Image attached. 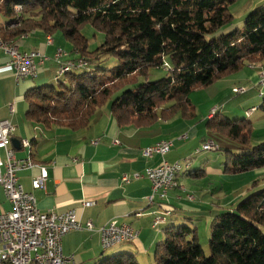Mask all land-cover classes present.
<instances>
[{"label":"trees","instance_id":"trees-1","mask_svg":"<svg viewBox=\"0 0 264 264\" xmlns=\"http://www.w3.org/2000/svg\"><path fill=\"white\" fill-rule=\"evenodd\" d=\"M235 1L0 0L5 16H14L15 7L25 16L17 29L0 32L1 41L15 42L36 30L47 35L59 32L70 42L71 53L78 55L73 60L83 63L77 70L70 69L64 75L66 81L57 86L28 90L25 117L46 128L78 131L86 129L96 110L109 103L119 126L147 127L177 115L192 120L191 92L264 60V5L248 12L241 28L227 30L233 21L229 7ZM15 21L10 19L5 27ZM88 24L103 34L102 43L92 51L81 33ZM105 57H115L117 65L81 71ZM164 64L168 66L166 75L148 81L149 69ZM136 77L145 80L127 87ZM258 108L264 112V95ZM230 119L215 109L205 123L210 132L238 145L237 154L226 151L229 156L223 173L240 175L264 169V141L251 146V122ZM189 175L197 179L204 171L194 170ZM260 180L264 182V175ZM163 231L165 237L153 254L155 264H264V186L243 197L232 210L214 217L208 256L191 225L182 223ZM99 264L138 262L133 255L121 253Z\"/></svg>","mask_w":264,"mask_h":264},{"label":"crops","instance_id":"crops-1","mask_svg":"<svg viewBox=\"0 0 264 264\" xmlns=\"http://www.w3.org/2000/svg\"><path fill=\"white\" fill-rule=\"evenodd\" d=\"M262 5L264 0H253L249 5L244 4L239 21L227 30L241 28L247 13ZM4 15L0 9V32L4 31L6 22L10 20V17ZM2 16L5 18L1 19ZM48 37L52 40L51 44L47 43ZM14 40V44H17L21 52L37 51L47 57L39 66L36 78L16 81L12 70L7 66V58L0 54V121H9L14 127L11 136L14 143L10 142V146L15 157L30 160L36 166L18 171L16 174L18 182L25 192L34 195L36 206L42 213H64L74 210L82 224L89 221L93 226V231L82 230L67 234L62 240L63 255L73 256L78 264H99L107 257L129 253L138 264H154L151 253L154 254L156 246L163 241L164 229L191 220L189 218L204 213L203 211L212 215L214 210L204 209L203 199L198 200L195 197L192 202L186 200V195H195L193 188L198 189L197 180L189 175V172L204 169L201 160L194 165L189 160L191 151L198 147L195 143L196 138L202 135V144L206 141L213 142L205 137L206 127L203 129L199 122L192 123L197 114L192 120H184L177 115L167 121L158 120L147 127L119 126L110 112L108 103L96 110L86 129L72 131L56 126L46 128L25 117L27 110L25 94L50 76V64L56 65L53 56L60 41H57L58 45L55 47L56 40L53 35L44 34L39 30L21 35ZM71 48L72 46L69 49ZM262 73L264 75V60L255 66L247 65L239 72L196 92L195 99L191 97V100L199 110L198 117L201 121L205 119L206 123L210 110L215 108L219 114L226 116L253 117V125L264 128V112L261 111L260 115L254 116L258 111L255 105L260 103L264 95V83H260ZM236 87H243L245 92L233 93L232 89ZM234 96H242L240 100L242 107H245L244 114L235 107L238 102H234L238 99L234 100ZM215 109L210 112V118L214 115ZM254 132L253 129L252 135ZM23 140L30 143L29 148L23 149L20 146ZM162 140L172 142L171 150L165 156L168 163L184 164L188 160V165L181 166V171L176 176L178 187L169 192L167 201L159 203L155 200L151 205L147 202L151 194L150 183L143 177L134 179L133 176H142L146 169L159 164V156L145 157L142 150ZM205 159L208 161L205 164L206 170H209L208 166L212 161L218 165L215 167V177L225 176L223 170L221 171L223 160L220 156L207 155ZM226 159L227 156L225 161ZM39 166L46 168L48 177L44 183V190L33 191L31 183L39 174ZM203 171V177H207V171ZM250 173L253 178L262 179L264 169ZM125 176L126 182L122 180ZM85 202H90L91 205L85 206ZM216 207V213L223 208ZM10 210L11 206L0 188V214ZM167 210L171 211L169 216L163 214ZM156 217H163L164 220L153 226ZM112 220L127 224L138 231L137 239L129 244L103 250L98 231Z\"/></svg>","mask_w":264,"mask_h":264},{"label":"built area","instance_id":"built-area-1","mask_svg":"<svg viewBox=\"0 0 264 264\" xmlns=\"http://www.w3.org/2000/svg\"><path fill=\"white\" fill-rule=\"evenodd\" d=\"M47 43L51 44L48 39ZM0 54L7 58V66L12 70L16 81L36 78L39 66L47 60V57L37 51L21 52L17 44L13 43L0 46ZM53 61L58 70L64 66L76 68L83 65L71 59L70 55L59 53V49L56 50ZM163 69L167 71V64L163 65ZM260 83H264L263 73L260 75ZM244 92L245 89L239 87L235 94ZM13 132L14 127L9 121H0V188L11 206L10 211L0 214V264H25L31 260H41L43 264H78L73 256L63 255L62 240L70 232L93 231L92 223L88 221L82 224L74 210L64 213H42L37 208L34 195L23 190L16 175L22 169H32L36 166H28L24 159L15 157L10 146ZM25 141L20 142L23 149ZM208 143L213 142H204L200 148L201 152L212 151L208 150ZM171 147V141L162 140L142 150L143 156L150 158L157 155L160 162L157 166L146 169L142 176H133L134 179L143 177L150 183L151 194L147 202H151V205L155 200L159 203L167 201L169 192L178 187L176 182H172L175 167L188 165V160L184 164L168 163L165 160ZM38 168L39 174L31 183L33 191L44 190V183L48 177L45 167ZM122 180L126 182L127 177H123ZM186 200L192 202L194 197L186 195ZM84 205L89 206L91 203L85 202ZM163 214L168 216L171 211H164ZM163 220V217H156L153 226H157ZM98 232L103 250H107L111 244L120 246L132 243L138 237V231L116 220L110 221Z\"/></svg>","mask_w":264,"mask_h":264},{"label":"rangeland","instance_id":"rangeland-1","mask_svg":"<svg viewBox=\"0 0 264 264\" xmlns=\"http://www.w3.org/2000/svg\"><path fill=\"white\" fill-rule=\"evenodd\" d=\"M253 2V0H236L232 5H230L229 10L230 13L233 16V21L232 24H235V22H238L240 19V14L243 11L244 8V4H251ZM5 16V15H4ZM4 16L1 17V19L5 18ZM7 17V16H6ZM22 17H25L22 14V10L21 8H14V16L10 17V19H17V21L12 22L9 26L5 27L7 30H15L19 27V25L21 24V19ZM13 25V26H11ZM81 33L84 35V37L87 39L88 41V49L90 51L94 50L97 46H99L102 41H103V34L101 32H98L96 30H94V28H92L89 24L88 25H84L81 28ZM53 38L54 40H56V45L55 47L58 45L57 41H60V45H58V49L67 52L68 54L71 53V50L69 49L71 47L70 42H68L61 33L57 32L55 34H53ZM60 39V40H59ZM66 42V43H65ZM64 43L67 45H64ZM56 49V50H58ZM70 58L72 59H76L78 58V55H72V53L70 54ZM117 65V60L115 57H105L102 58L100 61L98 62H94L91 64H88L85 68H83L81 71H95L96 69H111L114 66ZM50 76L46 78L45 82L40 83L38 86H42V85H52V86H57L58 82H65L66 81V76H60L59 79H57L58 75L57 73L59 72L58 70V66L55 64H50ZM58 71V72H57ZM147 80L148 81H153V80H157L159 78H162L166 75V71L161 67L159 69H149V71L147 72ZM144 78L143 77H136L133 83H130L129 85H127V87H131L133 84L135 85L136 83H141L144 82ZM37 86V87H38ZM239 87H236L235 89H238ZM243 88V87H240ZM204 90V89H202ZM201 90V91H202ZM234 89H232L233 91ZM196 92L198 91H194L191 92L188 96L189 101L191 103V105H193L194 103L192 102V98L195 99V96L197 95ZM116 94H114L112 96V98L115 96ZM192 97V98H191ZM234 103L236 108H239V111L242 112V114H244L245 112V107H242V103H241V98L242 96H234ZM204 100V99H203ZM202 100V101H203ZM221 101V99H219V102ZM261 103V101H260ZM260 103L258 105H255L256 107H259ZM194 106V105H193ZM210 107V106H209ZM195 108V106H194ZM215 109L212 108L210 110V112ZM199 110L198 108H195V114H197V117L195 118L193 122H199L200 125H202L201 127H203V129H205V119L201 121L199 114ZM209 112V117L210 118V113ZM208 113V112H207ZM261 110L258 108L257 114H255L254 116L260 115ZM207 115V116H208ZM180 116V115H179ZM181 117V116H180ZM231 118L230 120H232L233 118H237V119H244L247 120L249 122H251L252 125V129L255 130V132L253 133L252 137H251V141H250V145L251 146H255L259 143H261L262 141H264V131H261V129H264L263 127L259 128V127H255L252 123V118H247L244 117L243 115L240 116H226ZM254 126V127H253ZM207 129V128H206ZM207 135H205V137L210 138L211 140H213V143L215 144V146H218L219 150L218 151H208V152H200L198 154L195 153L194 150L191 151V155H190V163L191 164H195V162H199V160H201L204 165L202 168H204L203 170L207 171V177H200L197 178V188L195 189L193 188V193L195 195H192L190 193V195H192L194 198L196 197L198 200L203 199L202 201H204V209L207 210H214L212 215H209L206 211H203L204 213H200L197 215H194L193 217L189 218L191 220L185 221V224H189L191 225L193 228L196 229V235H197V239L198 242L200 244V246L203 249L204 255L208 256L209 255V248H208V240H209V236H210V226L211 223L213 222L214 217L220 213V212H224L226 210H232L236 203L241 200L243 197L248 196L249 194L260 190L263 186H264V182L261 181L259 179H257V177L251 176L252 173H245V174H240V175H228V174H224L225 176L221 177H215L216 176V172H215V167H218L217 164L212 163V161H210V166L209 170H206L205 168V164L208 162L207 159H205V157L207 155L212 156V157H216V156H220L222 161V165L220 167H222L221 171L223 170L224 166V162H225V157L229 156V154L226 151H230L233 154H237L238 151V145L234 142H232L230 139L226 138L225 136L219 134V133H214V132H210L209 130H205ZM195 143L197 144L198 147H196V149H200L202 146V135L198 136L196 138ZM194 149V148H193ZM195 153V155H194ZM200 161V162H201ZM259 183L257 185V187H251L252 183L255 181H258ZM248 183V186L246 187V184ZM208 187H210L209 189H207ZM186 190L187 188L184 187ZM203 188V190H202ZM197 190V191H195ZM228 203V205H227ZM216 206H221L223 207L221 209V211H218V213H216L215 208H217ZM151 257L153 258V252L151 253ZM155 264V263H154Z\"/></svg>","mask_w":264,"mask_h":264},{"label":"bare ground","instance_id":"bare-ground-1","mask_svg":"<svg viewBox=\"0 0 264 264\" xmlns=\"http://www.w3.org/2000/svg\"><path fill=\"white\" fill-rule=\"evenodd\" d=\"M48 40H49V42H51L52 43V40H51V38H47ZM11 43H13L14 44V42L13 41H7V42H4V41H1L0 40V46H8V45H10ZM59 53H61V54H67V52H64V51H62V50H59ZM68 55V54H67ZM79 62V64H83L82 62H80V61H78ZM83 65H80V66H77L76 68H73L72 66H64V67H60L59 68V72H58V77L59 76H63V75H65L70 69H79V68H81ZM238 91V89H234L233 90V93H235V92H237ZM24 147H26V148H29L30 147V143L28 142V141H25V143H24ZM218 148H217V146H215V144L214 143H208V150H212V151H215V150H217ZM201 152V150L200 149H196L195 150V153L196 154H198V153H200ZM26 161V163L28 164V166H34L33 165V163L30 161V160H25ZM181 171V166H176L175 167V171H174V173L172 174V182H176V176H177V174L179 173ZM177 184V183H176ZM151 203V202H150ZM169 216V215H168ZM116 246H118V244H111V245H109L108 246V248L107 249H110V248H113V247H116ZM25 264H43V261H41V260H31V261H27Z\"/></svg>","mask_w":264,"mask_h":264},{"label":"water","instance_id":"water-1","mask_svg":"<svg viewBox=\"0 0 264 264\" xmlns=\"http://www.w3.org/2000/svg\"><path fill=\"white\" fill-rule=\"evenodd\" d=\"M11 143L13 144V143H14V141H11Z\"/></svg>","mask_w":264,"mask_h":264}]
</instances>
